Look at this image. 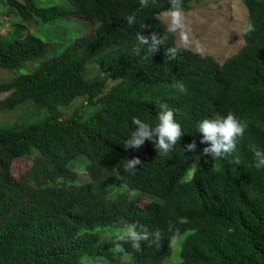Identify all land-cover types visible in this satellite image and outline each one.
<instances>
[{
	"label": "trees",
	"instance_id": "16d2710c",
	"mask_svg": "<svg viewBox=\"0 0 264 264\" xmlns=\"http://www.w3.org/2000/svg\"><path fill=\"white\" fill-rule=\"evenodd\" d=\"M6 1L18 22L0 39V67L43 61L0 84L8 94L1 109L32 103L47 113L0 126V264H111L117 247L106 232L125 224L162 235L158 243L142 241L140 251L119 241L130 264H264V168L255 167L250 149L264 150V0H244L254 30L243 31L244 45L223 64L176 43L160 18L169 0L144 8L140 0ZM192 1L181 0L183 12ZM34 19L63 24L65 49L47 56V43L28 29ZM153 31L166 40L149 52L136 35ZM168 47L178 49L175 58L166 57ZM89 62L100 65L102 80L86 79ZM109 79L116 83L106 92ZM79 99L86 103L64 117L62 108ZM161 104L181 125L180 141L167 155L148 140L126 149L133 117L155 126ZM228 112L248 126L236 150L214 160L202 154L210 145L200 143L197 124ZM193 141L196 150L185 151ZM31 157L15 175V160ZM132 158L142 161L134 174L123 167ZM182 217L188 222L179 223ZM174 247L178 258L168 263Z\"/></svg>",
	"mask_w": 264,
	"mask_h": 264
},
{
	"label": "rangeland",
	"instance_id": "374dc122",
	"mask_svg": "<svg viewBox=\"0 0 264 264\" xmlns=\"http://www.w3.org/2000/svg\"><path fill=\"white\" fill-rule=\"evenodd\" d=\"M38 1L41 2V5L54 4L52 2H64L63 0ZM163 13L160 14V18L168 27ZM183 14L184 23L189 30V42L184 43L180 33H174L176 43L179 46L189 48L203 56H211L220 64H223L244 45L242 35L243 27L249 23V13L244 0H193L191 2V9L188 12H183ZM16 22H18V17L15 13L11 12L8 2L6 0H0V39L6 36L7 32ZM86 24L85 21L74 22L75 27L80 28L83 32H87ZM32 26L34 28L28 27V29H32L34 33L40 35L47 43V56L50 57L54 54L53 52L59 53L65 49V43L69 39L63 37V32L66 34V29L63 27V24H45L34 19ZM58 38H62L61 41ZM42 61L28 62L19 70L3 69L0 67V84L10 82L19 74L33 73ZM85 77L90 81L102 80L104 73L98 63L89 62L86 65ZM115 83L113 80H107L105 91L108 92ZM7 96L8 94H0V126L33 122L46 116V110L39 111L33 107L32 103L20 105L13 110L1 109L3 101ZM85 103V99H79L72 105L62 108L64 117L69 115L73 109L83 106ZM32 160L33 157L15 160L12 167L15 175H19L27 170L31 166ZM76 172L80 179L87 176L84 166L78 167ZM137 194L131 192L132 196H136ZM143 197L145 196L143 195ZM146 202L148 200L143 198L142 203ZM115 232H106V235L113 236ZM174 248V254L168 259V263H173L178 258V249L177 247ZM109 255H115V260H111V264H130L132 262L131 255L117 248L112 249V253H109ZM83 264L103 263H96L95 260H86Z\"/></svg>",
	"mask_w": 264,
	"mask_h": 264
},
{
	"label": "clouds",
	"instance_id": "9594fccd",
	"mask_svg": "<svg viewBox=\"0 0 264 264\" xmlns=\"http://www.w3.org/2000/svg\"><path fill=\"white\" fill-rule=\"evenodd\" d=\"M155 2V0H153ZM149 0H140V7H147ZM170 8L163 13L165 20L167 21V31L169 33L179 32L183 42L188 43V29L184 23V14L181 8V0H169ZM129 26H132L136 22L135 15H129L126 17ZM147 26H145V29ZM254 30V26L251 23L244 25L243 31L245 33ZM137 41L141 45H149V52H155L157 47L161 44H165L166 37L161 36L159 33L153 31L150 36L137 33ZM176 47H168L166 50V57L175 58L177 53ZM180 92H185L186 88L184 84L177 81L174 85ZM157 123L155 126L149 123L143 122L141 119L133 117L132 124L134 130L131 132L130 137L125 141V148H139L144 144L146 140L152 141L157 150V153L167 155L172 151L177 141H180L182 137L181 125L176 121L173 110L167 104L160 105V111L157 114ZM247 121H243L232 113L228 112L227 115H217L214 118H205L198 122V132L202 134L203 138L200 141L201 144H209L210 146L203 148L202 154L210 155L214 160L219 158H226L236 150L238 137L243 136L245 129L247 128ZM250 149L253 152L255 167L257 169L264 168V150H259L255 146L250 145ZM185 151L194 152L196 150V143L193 141L188 144ZM239 164L240 161L236 159L234 161ZM142 161L139 158L126 159L124 164V171L127 173H135L137 165H141ZM187 218L182 217L179 223H187ZM169 232L173 231V227L170 225ZM179 230H176L178 234ZM115 246L120 248L119 241L130 242L131 246L137 251L141 250V242L149 241L150 237L153 238V242L158 243L162 239V235L159 230L154 233H149L146 228L141 227L137 230L136 224H125L122 229L117 230L114 234Z\"/></svg>",
	"mask_w": 264,
	"mask_h": 264
}]
</instances>
